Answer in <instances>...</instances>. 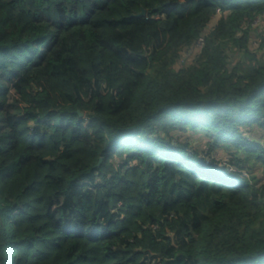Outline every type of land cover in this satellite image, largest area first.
<instances>
[{
	"label": "trees",
	"instance_id": "trees-1",
	"mask_svg": "<svg viewBox=\"0 0 264 264\" xmlns=\"http://www.w3.org/2000/svg\"><path fill=\"white\" fill-rule=\"evenodd\" d=\"M263 48L264 0H0V264H264Z\"/></svg>",
	"mask_w": 264,
	"mask_h": 264
},
{
	"label": "rangeland",
	"instance_id": "rangeland-1",
	"mask_svg": "<svg viewBox=\"0 0 264 264\" xmlns=\"http://www.w3.org/2000/svg\"><path fill=\"white\" fill-rule=\"evenodd\" d=\"M259 23H260V18H257L253 22V25L256 26ZM259 51H260L259 55L264 56V48L262 50H259ZM186 56L188 57L189 55H187V54L183 55V57H186ZM178 136L180 137L179 140L181 142L188 141L189 143H193L195 145H197L198 143H202V141H204L202 136H194V137L187 138L188 136L183 134V133H180ZM229 156H230L229 153L226 152L223 148H218L216 151L211 152V156L209 159L214 162V164L217 166V168H221V167H223V165H226L228 168V171L233 172L234 170L231 167L232 165L228 163ZM255 172H256V174L258 173L259 175L261 173V171H255Z\"/></svg>",
	"mask_w": 264,
	"mask_h": 264
},
{
	"label": "water",
	"instance_id": "water-1",
	"mask_svg": "<svg viewBox=\"0 0 264 264\" xmlns=\"http://www.w3.org/2000/svg\"><path fill=\"white\" fill-rule=\"evenodd\" d=\"M144 11H141V13L139 14V15H137V16H134V18H141V17H143L144 16ZM77 115L80 117V118H82L83 117V114L81 113V112H79V111H77ZM100 163V162H99Z\"/></svg>",
	"mask_w": 264,
	"mask_h": 264
},
{
	"label": "built area",
	"instance_id": "built-area-1",
	"mask_svg": "<svg viewBox=\"0 0 264 264\" xmlns=\"http://www.w3.org/2000/svg\"><path fill=\"white\" fill-rule=\"evenodd\" d=\"M200 43H201V40H199V41H198V43H197V45H196V46H197V47H199ZM243 176H245V177H246V174H244Z\"/></svg>",
	"mask_w": 264,
	"mask_h": 264
}]
</instances>
